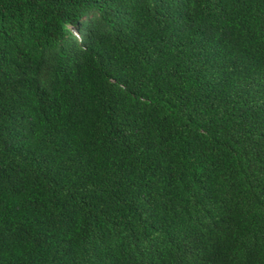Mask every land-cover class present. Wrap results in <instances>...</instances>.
<instances>
[{
    "label": "trees",
    "instance_id": "trees-1",
    "mask_svg": "<svg viewBox=\"0 0 264 264\" xmlns=\"http://www.w3.org/2000/svg\"><path fill=\"white\" fill-rule=\"evenodd\" d=\"M0 264H264V0H0Z\"/></svg>",
    "mask_w": 264,
    "mask_h": 264
}]
</instances>
